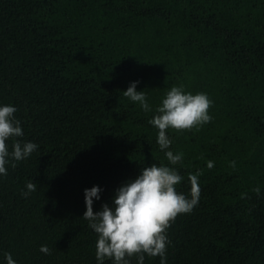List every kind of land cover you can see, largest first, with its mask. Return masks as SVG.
<instances>
[{
  "label": "trees",
  "instance_id": "obj_1",
  "mask_svg": "<svg viewBox=\"0 0 264 264\" xmlns=\"http://www.w3.org/2000/svg\"><path fill=\"white\" fill-rule=\"evenodd\" d=\"M135 82L152 111L123 95ZM174 86L206 94L212 119L169 129L161 150L148 121ZM6 105L23 131L9 153L38 148L0 175V264H99L84 191L102 190L98 212L153 164L176 170L189 199L202 173L198 204L167 229L166 264H264V0H0Z\"/></svg>",
  "mask_w": 264,
  "mask_h": 264
},
{
  "label": "clouds",
  "instance_id": "obj_2",
  "mask_svg": "<svg viewBox=\"0 0 264 264\" xmlns=\"http://www.w3.org/2000/svg\"><path fill=\"white\" fill-rule=\"evenodd\" d=\"M132 83L123 95L131 102L138 103L145 112L152 111L147 103L146 93L137 92ZM211 100L204 93H185L182 87H172L161 104L156 107L154 117L149 124L158 129L157 144L161 150L170 147L172 141L167 135L169 129L175 131H191L209 123L212 117L208 114ZM16 108L11 105L0 106V175H7L5 165L9 157L20 161L37 150L38 145L32 142L16 141L9 153L6 141L13 137L23 136L20 122L14 119ZM167 161L175 165L183 158V154L165 152ZM15 163L12 167H15ZM235 168V161L229 165ZM208 169L214 162L207 163ZM202 173L189 174L190 199L178 193L176 186L182 181L178 172L167 166L155 164L143 168L134 180L120 186L113 197L112 204H104L101 210L93 212V201L100 199L99 187L84 191L85 212L83 219L88 227L97 235L96 260L99 264L108 259L112 264H130V258L137 257V264H143L145 255L160 257V264H166L167 229L180 214L190 213L198 204L200 186L198 176ZM26 197L36 190V183L29 181L26 185ZM253 191L259 195L260 188ZM246 195V194H244ZM40 252L51 254L47 246H41ZM6 264H16L10 253H5Z\"/></svg>",
  "mask_w": 264,
  "mask_h": 264
}]
</instances>
